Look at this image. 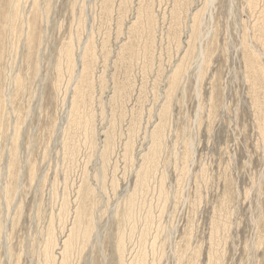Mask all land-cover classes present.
<instances>
[{"label": "rangeland", "instance_id": "1", "mask_svg": "<svg viewBox=\"0 0 264 264\" xmlns=\"http://www.w3.org/2000/svg\"><path fill=\"white\" fill-rule=\"evenodd\" d=\"M0 264H264V0H0Z\"/></svg>", "mask_w": 264, "mask_h": 264}]
</instances>
